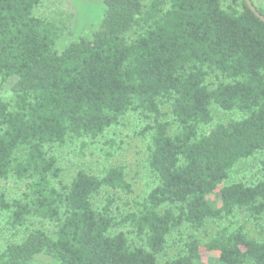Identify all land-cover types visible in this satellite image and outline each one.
I'll list each match as a JSON object with an SVG mask.
<instances>
[{
  "label": "trees",
  "instance_id": "obj_1",
  "mask_svg": "<svg viewBox=\"0 0 264 264\" xmlns=\"http://www.w3.org/2000/svg\"><path fill=\"white\" fill-rule=\"evenodd\" d=\"M45 1L0 0V85L16 77L0 98V237L21 236L0 241V264H264L238 223L264 225V21L246 0H104L92 35L59 51ZM131 114L150 121L152 184L123 211L124 165L66 182L56 150L85 156ZM224 220L159 258L181 228Z\"/></svg>",
  "mask_w": 264,
  "mask_h": 264
},
{
  "label": "rangeland",
  "instance_id": "obj_2",
  "mask_svg": "<svg viewBox=\"0 0 264 264\" xmlns=\"http://www.w3.org/2000/svg\"><path fill=\"white\" fill-rule=\"evenodd\" d=\"M253 1L264 9V0ZM104 12V0H46L37 10V13L43 17H50L65 24L66 27L57 42V49L59 51H62L73 40L81 37H90L98 28ZM15 81L16 77L0 85V98L6 99L12 96V85ZM165 110L169 112L168 108ZM213 111L216 120H224L229 117L217 107ZM165 118L171 119V116H165ZM149 122L143 116L136 114L128 115L121 123L111 127L107 134L101 138L99 144L88 150L85 156L78 154L79 149L77 145L57 149L56 154L63 168L64 180L69 182L77 171L82 169L99 174L104 173L109 166L124 165L128 172V177L133 184V192L130 194L116 192L112 195L117 198L116 205H120L123 211L129 209V206L122 200L130 203L135 198L143 197L147 194L152 184L147 165L150 134H143L144 128ZM108 153L113 156L108 158ZM255 165L257 166V163ZM246 166L245 164L242 168L248 170ZM228 223L229 220H224L223 222L210 221L205 228L199 230L181 228L175 232V237L169 241L166 249L159 254V258L167 260L174 257L180 251L183 241H177L178 237L187 239L189 235L195 234L202 239H207L213 230L220 225L223 226ZM238 223L244 224L246 229L250 231L251 236L264 239V229L261 230L264 225H259L258 222L255 223L245 215L240 216ZM20 237L12 233H5L0 237V241L1 244H6L7 241L19 240ZM134 240L137 243H142L137 236H135Z\"/></svg>",
  "mask_w": 264,
  "mask_h": 264
},
{
  "label": "water",
  "instance_id": "obj_3",
  "mask_svg": "<svg viewBox=\"0 0 264 264\" xmlns=\"http://www.w3.org/2000/svg\"><path fill=\"white\" fill-rule=\"evenodd\" d=\"M248 6L251 8V10L262 20L264 21V14H262L258 8L253 3V0H246Z\"/></svg>",
  "mask_w": 264,
  "mask_h": 264
}]
</instances>
